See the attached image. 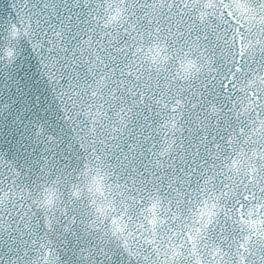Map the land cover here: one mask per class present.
Wrapping results in <instances>:
<instances>
[{
  "label": "snow or ice",
  "instance_id": "6c2138e0",
  "mask_svg": "<svg viewBox=\"0 0 264 264\" xmlns=\"http://www.w3.org/2000/svg\"><path fill=\"white\" fill-rule=\"evenodd\" d=\"M0 264H264V0H0Z\"/></svg>",
  "mask_w": 264,
  "mask_h": 264
}]
</instances>
